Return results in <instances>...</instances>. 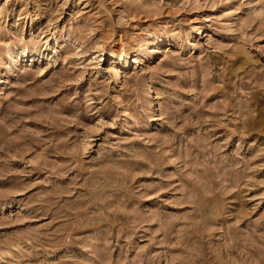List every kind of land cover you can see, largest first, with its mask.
I'll return each instance as SVG.
<instances>
[{"label": "clouds", "instance_id": "clouds-1", "mask_svg": "<svg viewBox=\"0 0 264 264\" xmlns=\"http://www.w3.org/2000/svg\"><path fill=\"white\" fill-rule=\"evenodd\" d=\"M31 2L50 21L39 39L17 37L25 45L19 54L27 55L29 44L35 52L61 39L67 54L34 73L32 83L62 63L45 82L47 91L21 84L16 87L25 94L4 97L14 105L17 124L0 119V182L13 185L0 186V201L18 203L20 212L0 217V264H264V215L251 218L264 202V146L253 143L256 154L241 155L264 117V0ZM11 4H0V24ZM70 4L83 8L57 26ZM228 5L230 11L211 17L215 30L231 38L217 45L198 26L204 18L192 14ZM4 36L0 29V68L18 71V53ZM162 40L175 48L150 64ZM62 91L51 107L21 106ZM214 92L222 98L209 103ZM25 119L46 125L47 132L9 136ZM153 121L162 131L149 135ZM73 125L84 130L72 131ZM219 130L223 143L216 142ZM48 134L54 139L45 141ZM233 138L235 151L227 152ZM36 145L43 151L29 167L25 157ZM13 160L23 170H13ZM34 172L43 179L25 183ZM141 177L159 183H138ZM37 185V192L15 200ZM164 193L171 198L162 199ZM150 200L155 208L142 207ZM249 200L256 204L247 212L232 207L238 202L242 209ZM37 219L48 222L33 226ZM144 239L149 243L141 245Z\"/></svg>", "mask_w": 264, "mask_h": 264}, {"label": "rangeland", "instance_id": "rangeland-1", "mask_svg": "<svg viewBox=\"0 0 264 264\" xmlns=\"http://www.w3.org/2000/svg\"><path fill=\"white\" fill-rule=\"evenodd\" d=\"M4 0H0V4H3ZM90 7V6H89ZM9 8L11 11L7 15V19L4 21L3 24H0V29H2L5 33V36L2 37L4 40V43L9 45V48L13 51L18 53V71H5L2 68H0V119L4 120L9 126L17 124L16 116L13 114V104H10L8 100L4 99V97L8 96L9 93H17L18 95L25 94L24 89H19L16 86L25 84L27 85V89L29 91H38L40 93H43L48 90V85L45 83L46 81L51 80V78L56 75L63 67L62 63L57 64L56 69L53 70L51 68L48 69V71L44 72L43 75L36 78L35 82L32 83V77L35 72L39 70H43L48 67L49 63L52 61H55L57 58V55L60 57L65 56L67 53L65 51V42L64 40H49L48 41V47L43 48L41 45L40 49L33 52L31 50V45L29 44V51L27 55L19 54L22 52V49L25 45L19 43V40L17 37H22L25 42H30L34 38L39 39L41 34L45 31L49 21L50 16L42 14L41 8L34 6L31 0L27 4L24 3V0H12V4L9 5ZM81 8H83V5H80L79 7H76L74 4H70L67 9L64 10L62 13L61 19L58 21L57 26L65 25L68 23L71 19V15L73 12L80 11ZM232 9L231 5L223 6L221 8L216 9L215 11L211 10H205L200 13L192 14L194 16L203 17L204 19L198 21V26L204 28V32L206 34H211L216 38L217 45H223L226 43L231 42V38L225 34L220 33L215 30V28L212 26L213 22L211 17L214 16H221L224 12L230 11ZM85 12H87V9H84ZM27 13V15H25ZM191 18V16L189 17ZM231 19V18H226ZM47 39V37H45ZM156 47L160 50L157 54H155L149 63H159L160 60L164 59V57L167 55L168 52L173 51L175 46L168 40H162L160 43L156 45ZM33 54V55H32ZM36 54V55H34ZM203 53H200L202 55ZM193 54L189 53L188 58H191ZM25 57V58H24ZM32 57V61H28L29 58ZM28 60H27V59ZM51 58V59H50ZM2 59L7 62L8 57L3 56ZM264 63V60L261 61ZM221 68H223V65H220ZM236 71L243 74L246 69L243 67L242 64L236 65ZM75 87V86H74ZM83 88V85L80 86ZM65 94V92H60L59 94L55 96H44V95H38L36 97H33L32 99H25L22 101L21 106L29 109H36L38 105H48L51 107L52 104L56 103L60 100V98ZM186 95V94H185ZM219 93L214 92L211 97H209V103H215L217 99H220ZM12 100L14 101L15 98L13 97ZM261 108H264V104L260 105ZM47 114V113H42ZM66 115L68 113H65ZM185 116L188 115V110L184 113ZM192 119H195L193 116ZM257 130L253 132L252 136L248 137L247 141L245 142V148L244 152L241 153V155H244L245 159H249L251 156L255 155L256 152L259 150L258 147H249V145H252L255 143L259 146H264V135H261L260 129L264 128V117L260 118V123L256 125ZM24 129H31L33 131H41V132H47V127L44 124H39L34 120L25 119L19 127H13L12 132L9 133V136L18 134L19 131H22ZM72 131H83L84 129H76L75 125L71 128ZM161 125L159 121H153L151 131L149 132V135H155L158 133H161ZM189 135H195V132L193 129L189 128L188 130ZM223 130H219L217 134V143H223L224 139L226 138L224 135H222ZM45 141H49L54 139V136L51 134L45 135L43 137ZM237 144V138H233L232 141H229L228 148L226 149L227 152L235 151ZM25 147H29V145H25ZM43 149L39 146H35V153L32 151L29 152V154L25 157V159L29 160V167L33 166V161L36 159L37 156H39L42 153ZM4 155V154H0ZM50 160H55L57 163H62L63 158L62 157H49ZM260 161H254V163H259ZM11 167L16 172H19L23 170L24 165L19 162L18 160H13L11 162ZM172 170V169H169ZM261 177H264V172L260 173ZM44 174L43 173H33L31 176L24 177L25 183H33L36 181L37 178L43 179ZM19 179V177H16ZM10 179H12L10 177ZM138 183H159L158 177H141L138 181ZM0 186H6V187H13V185H9L6 182H0ZM71 185H65L62 187H70ZM40 185H37L36 187H33L30 189L29 192L24 193L22 196L15 197V200L17 202L23 200L27 196L32 195V193L37 192L40 188ZM250 196L257 195L256 192L249 193ZM170 195L168 193H164L162 195V199H170ZM231 199V197L229 198ZM256 204L255 200H249L241 209V206L238 202H234L232 207L234 210H241L243 212H247L253 208V205ZM142 207L147 208H155L156 202L155 201H145L142 204ZM164 209L170 212H178L181 211L180 209L175 208L172 205H163ZM20 212V206L18 203H12L11 205L4 203L3 201H0V217H8L10 214H17ZM264 215V202L260 203V206L256 208L254 211H252L251 218L255 220L256 218ZM47 220L37 219L32 221L33 226H38L42 223H47ZM245 224L247 221L244 222ZM242 227L244 225H241ZM155 227V225L153 226ZM8 231V230H3ZM148 234L145 233V236ZM136 239H139V233L137 234ZM149 243L148 239H144L140 241V244H147ZM151 251H159V248H153ZM136 253L134 251L130 252V256H134Z\"/></svg>", "mask_w": 264, "mask_h": 264}, {"label": "bare ground", "instance_id": "bare-ground-1", "mask_svg": "<svg viewBox=\"0 0 264 264\" xmlns=\"http://www.w3.org/2000/svg\"><path fill=\"white\" fill-rule=\"evenodd\" d=\"M33 55V54H32ZM34 55H36V54H34ZM25 58V57H24ZM27 58H29V60L27 59ZM26 59L30 62V61H32V57H27Z\"/></svg>", "mask_w": 264, "mask_h": 264}]
</instances>
